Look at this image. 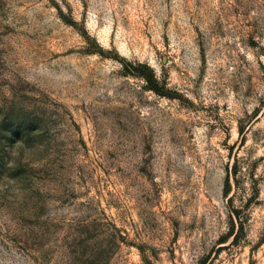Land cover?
I'll use <instances>...</instances> for the list:
<instances>
[{
    "label": "rangeland",
    "instance_id": "374dc122",
    "mask_svg": "<svg viewBox=\"0 0 264 264\" xmlns=\"http://www.w3.org/2000/svg\"><path fill=\"white\" fill-rule=\"evenodd\" d=\"M0 264H264V0H0Z\"/></svg>",
    "mask_w": 264,
    "mask_h": 264
},
{
    "label": "trees",
    "instance_id": "16d2710c",
    "mask_svg": "<svg viewBox=\"0 0 264 264\" xmlns=\"http://www.w3.org/2000/svg\"><path fill=\"white\" fill-rule=\"evenodd\" d=\"M229 175H230V171L227 170V174H226V189H225V191L229 187ZM237 223L239 224V226H237ZM241 229H242V223L240 222L239 217L237 216V218L236 217L234 218V216H233L231 229L227 232V238L228 237H232L231 243H234V242H236L238 240L239 235L241 233ZM224 239L225 238H221L220 243L223 242Z\"/></svg>",
    "mask_w": 264,
    "mask_h": 264
}]
</instances>
